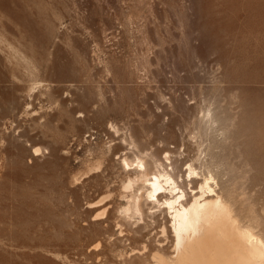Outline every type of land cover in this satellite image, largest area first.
Masks as SVG:
<instances>
[{
  "label": "rangeland",
  "instance_id": "obj_1",
  "mask_svg": "<svg viewBox=\"0 0 264 264\" xmlns=\"http://www.w3.org/2000/svg\"><path fill=\"white\" fill-rule=\"evenodd\" d=\"M210 107L235 116L221 157L264 202V0H0V264L169 253L167 211L123 221L122 137L185 169Z\"/></svg>",
  "mask_w": 264,
  "mask_h": 264
},
{
  "label": "bare ground",
  "instance_id": "obj_2",
  "mask_svg": "<svg viewBox=\"0 0 264 264\" xmlns=\"http://www.w3.org/2000/svg\"><path fill=\"white\" fill-rule=\"evenodd\" d=\"M228 116L218 107L203 111L200 120L198 119L199 132L197 131L203 149L201 148V155L196 157L197 161L191 160L185 169L174 157L173 150L166 149L161 155L156 149H147V146L141 149L132 134L128 138L123 135L122 144L129 150L124 151L119 161L120 166L127 172L122 183L123 191L121 190L125 201V205L121 207L123 221H130L135 217L144 220L145 215H149V218L155 217V208L167 211L170 219L172 250L165 253L163 246L153 248V256L150 255L154 263L151 264H264L263 199L258 198L260 195L246 190L243 182L244 179H250V176L243 178V182L238 179L236 161L232 162L234 158L228 159L226 156L229 160L226 162L221 157H224L223 151L231 146L227 144V149L222 150L226 142L230 141L228 138L234 130L232 127H235V116H232L235 121ZM232 146L235 148L237 145ZM36 148L34 154L38 155L41 149ZM230 161L235 164L232 165ZM262 202L260 210L257 207ZM146 208H149V214H146ZM104 214L106 209L97 217ZM138 224L135 232L141 235L144 226L140 227ZM162 232L164 237L168 236L166 227ZM11 245L20 249V244L13 238ZM21 247L32 250L34 244H23ZM57 256L60 257H55Z\"/></svg>",
  "mask_w": 264,
  "mask_h": 264
}]
</instances>
